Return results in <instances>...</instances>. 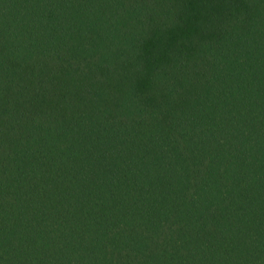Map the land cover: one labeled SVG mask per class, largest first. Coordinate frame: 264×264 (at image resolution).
<instances>
[{"label": "trees", "instance_id": "16d2710c", "mask_svg": "<svg viewBox=\"0 0 264 264\" xmlns=\"http://www.w3.org/2000/svg\"><path fill=\"white\" fill-rule=\"evenodd\" d=\"M0 264H264V0H0Z\"/></svg>", "mask_w": 264, "mask_h": 264}]
</instances>
